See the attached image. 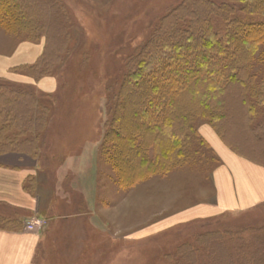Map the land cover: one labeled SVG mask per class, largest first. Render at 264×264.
Masks as SVG:
<instances>
[{
    "label": "rangeland",
    "instance_id": "374dc122",
    "mask_svg": "<svg viewBox=\"0 0 264 264\" xmlns=\"http://www.w3.org/2000/svg\"><path fill=\"white\" fill-rule=\"evenodd\" d=\"M9 3L14 15L7 25L0 23V53L21 41L43 42L44 48L38 67L0 77V154L36 160L40 172L28 189L38 188L49 206L35 216L0 204V228L27 229L35 218L44 220L42 229H33L49 232L35 264H264V203L171 224L178 211L214 199L205 169L219 157L207 132L264 166V105L258 95L264 88V44L245 63L252 76L246 91L250 105L243 103L240 85L229 86L218 128L194 117L195 144L187 142L188 132L182 145L188 157L170 170L156 158L154 146L145 153L155 167L148 168L142 155L129 154L127 147L128 156L123 155L113 134L119 125L112 123L129 117L123 104L127 81L142 53L158 50L171 28L186 29L195 11L207 16L221 36L228 29L226 17L256 23H264V17L242 10L236 0ZM227 5L235 8L233 13L227 14ZM41 75L57 78L53 92L38 88L33 79ZM136 141L137 150L145 146L141 138ZM130 177L134 180L128 182ZM96 213L103 236L82 244V234L96 232Z\"/></svg>",
    "mask_w": 264,
    "mask_h": 264
},
{
    "label": "trees",
    "instance_id": "16d2710c",
    "mask_svg": "<svg viewBox=\"0 0 264 264\" xmlns=\"http://www.w3.org/2000/svg\"><path fill=\"white\" fill-rule=\"evenodd\" d=\"M10 1L0 0V23L3 26L14 15ZM236 1L243 4L242 10L247 13L264 17V0ZM234 10L233 6L227 5L225 11L230 14ZM221 15L225 17L224 13ZM14 19H17V15ZM224 20L227 21L228 29L221 36L208 22L207 16L195 11V20L186 29L171 28L163 37V43H158V50L152 47L141 52L140 61L127 81L128 92L123 102L130 118L126 116L123 119L125 123L117 120L112 122L119 125L120 130L113 134L124 148L123 155L128 156L124 152L127 147L129 154L140 153L148 168L155 167L145 153L154 146V155L161 163H166L169 169L188 157L182 148L188 132L192 135L187 138V142L190 140L195 144L197 127L193 122L194 117L195 120L203 118L218 128L229 86L240 85L245 91L243 103L250 105L246 91L247 80L252 81V76L245 63L253 60L259 47L264 44V23L237 18L227 20V17ZM39 64L38 61L25 70L38 67ZM262 91L258 95L261 97L260 104L264 105V88ZM137 137L141 138V144H145L140 145L138 150L134 146ZM159 145L163 149H159ZM154 170L146 169L144 174ZM132 180L133 177L128 178V182Z\"/></svg>",
    "mask_w": 264,
    "mask_h": 264
},
{
    "label": "crops",
    "instance_id": "0c3cea01",
    "mask_svg": "<svg viewBox=\"0 0 264 264\" xmlns=\"http://www.w3.org/2000/svg\"><path fill=\"white\" fill-rule=\"evenodd\" d=\"M43 48V42L21 41L8 53H0V77L22 74L21 71H26L25 68L39 61ZM33 80L44 92H53L58 86L55 76ZM206 136L219 157L216 164L210 166L211 161L205 169L207 177L212 179L208 180L210 184L207 186L213 189L214 199L197 202L178 211L171 218V224L210 218L229 211H245L264 203V166L233 152L213 131L207 132ZM39 172L36 160L29 155L0 154V204L41 216L40 210L49 206L48 201L38 188L37 191L28 189L31 179L36 178ZM71 218L77 220L81 217L62 219L67 221ZM92 224H96V232L91 230L90 233L82 234V244H86L85 240L91 239L93 242L103 236L100 226L103 221L98 219L97 213ZM48 234H39L26 228H0V264H35L41 244Z\"/></svg>",
    "mask_w": 264,
    "mask_h": 264
},
{
    "label": "built area",
    "instance_id": "2783aa9c",
    "mask_svg": "<svg viewBox=\"0 0 264 264\" xmlns=\"http://www.w3.org/2000/svg\"><path fill=\"white\" fill-rule=\"evenodd\" d=\"M44 227V220L40 217L35 218L34 222L28 224L27 229L33 230V229H42Z\"/></svg>",
    "mask_w": 264,
    "mask_h": 264
}]
</instances>
